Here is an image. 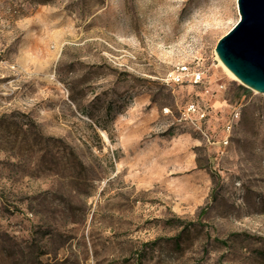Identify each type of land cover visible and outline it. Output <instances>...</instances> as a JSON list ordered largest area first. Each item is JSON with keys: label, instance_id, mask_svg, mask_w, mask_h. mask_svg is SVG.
<instances>
[{"label": "rangeland", "instance_id": "1", "mask_svg": "<svg viewBox=\"0 0 264 264\" xmlns=\"http://www.w3.org/2000/svg\"><path fill=\"white\" fill-rule=\"evenodd\" d=\"M239 18L0 0V264H264V93L215 51Z\"/></svg>", "mask_w": 264, "mask_h": 264}, {"label": "water", "instance_id": "2", "mask_svg": "<svg viewBox=\"0 0 264 264\" xmlns=\"http://www.w3.org/2000/svg\"><path fill=\"white\" fill-rule=\"evenodd\" d=\"M237 6L240 18L215 51L243 85L264 93V0H237Z\"/></svg>", "mask_w": 264, "mask_h": 264}, {"label": "bare ground", "instance_id": "3", "mask_svg": "<svg viewBox=\"0 0 264 264\" xmlns=\"http://www.w3.org/2000/svg\"><path fill=\"white\" fill-rule=\"evenodd\" d=\"M218 60H219V62H220V64H221V66L223 67V69L226 71V73L230 76V77H232L233 79H235V80H238V81H240L241 82V80H239L225 65H224V63L221 61V59L218 57ZM102 134H103V136L107 139V136H106V134H105V132H102Z\"/></svg>", "mask_w": 264, "mask_h": 264}, {"label": "built area", "instance_id": "4", "mask_svg": "<svg viewBox=\"0 0 264 264\" xmlns=\"http://www.w3.org/2000/svg\"><path fill=\"white\" fill-rule=\"evenodd\" d=\"M183 70H184V68H183ZM199 79H200V78H199V77H197L195 81H197V82H198V80H199ZM179 80H180V76H178V78H177V81H179Z\"/></svg>", "mask_w": 264, "mask_h": 264}, {"label": "trees", "instance_id": "5", "mask_svg": "<svg viewBox=\"0 0 264 264\" xmlns=\"http://www.w3.org/2000/svg\"><path fill=\"white\" fill-rule=\"evenodd\" d=\"M203 211H204V209L202 210V212H203ZM202 212H201V213H202Z\"/></svg>", "mask_w": 264, "mask_h": 264}]
</instances>
